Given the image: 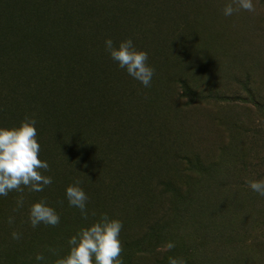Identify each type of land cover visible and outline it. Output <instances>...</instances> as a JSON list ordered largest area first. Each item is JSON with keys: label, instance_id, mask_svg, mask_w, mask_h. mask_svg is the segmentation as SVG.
I'll return each mask as SVG.
<instances>
[{"label": "rangeland", "instance_id": "obj_1", "mask_svg": "<svg viewBox=\"0 0 264 264\" xmlns=\"http://www.w3.org/2000/svg\"><path fill=\"white\" fill-rule=\"evenodd\" d=\"M158 1L141 0L147 10L158 6L163 16L157 28L150 27L145 46L158 71L150 87L134 89L128 103V129L138 154L128 159L126 180L132 183L121 210L99 202L95 220L105 213L122 222L124 264H167L169 256L187 264H264V197L246 185L264 178V0H255L254 14L230 17L222 15L230 0H167L163 6ZM14 19L12 14L2 21L7 38ZM66 33L64 27L61 36ZM16 41L25 54L26 44L41 51L28 35ZM100 175L94 171L86 179L90 193L93 180L113 178L110 170ZM155 202L160 205L154 209ZM13 204L0 202L6 264H37L38 253L54 264L57 257L41 246L51 241L63 256L69 236L32 233L30 240ZM155 219L170 231L141 243ZM13 231L21 234L19 241L11 239ZM168 241L176 244L171 252L164 250Z\"/></svg>", "mask_w": 264, "mask_h": 264}, {"label": "trees", "instance_id": "obj_2", "mask_svg": "<svg viewBox=\"0 0 264 264\" xmlns=\"http://www.w3.org/2000/svg\"><path fill=\"white\" fill-rule=\"evenodd\" d=\"M166 2L159 0L157 4ZM12 14V35L7 38L2 21L8 22ZM162 16L158 6L147 10L141 0H0V126H17L26 116L36 119L37 139L43 150L38 158L49 164L48 172L41 171L53 178L43 192L25 189L22 194L25 206L16 214L30 240L32 233L46 238L52 234L55 239L59 235L70 237L79 227L95 221L92 213L99 202L107 201L117 211L126 202L132 183L126 180L128 159L133 161L138 155L128 129V103L134 98V89L142 90L143 86L109 59L103 42L131 39L138 50L145 51L149 29L157 28ZM140 21L144 23L133 32ZM64 27L68 34L62 37ZM21 34L40 42L41 51L32 43L25 45L27 54L22 52L16 45ZM157 52L154 46L153 56ZM148 64L158 71L155 62ZM174 79L184 85L181 79ZM109 170L113 178L93 180L95 187L90 193L86 179L94 177V171L102 175ZM75 180L88 196L89 221H83L79 211L64 199L65 188ZM58 188L62 195L56 193ZM20 195L10 192L0 197V202L7 200L16 207ZM40 200L56 210L59 225L30 226L27 208ZM156 202L151 205L154 209L160 205ZM159 221L146 226L141 243L168 234L170 226ZM48 242L41 247L51 248L53 242ZM7 256L0 247V264H6Z\"/></svg>", "mask_w": 264, "mask_h": 264}, {"label": "clouds", "instance_id": "obj_3", "mask_svg": "<svg viewBox=\"0 0 264 264\" xmlns=\"http://www.w3.org/2000/svg\"><path fill=\"white\" fill-rule=\"evenodd\" d=\"M239 11L254 14L255 0H230L223 7L222 15L230 17ZM103 44L109 59L119 69L143 87H150L155 69L148 64L147 52L138 50L131 39L116 44L112 39H105ZM36 124V119L26 116L17 126H0V197L10 192L21 194L16 199L14 212L25 206L22 195L25 189L29 193H40L53 183V178L41 171L48 172L49 164L38 158L40 144L37 141ZM79 185V180L68 185L64 190V199L70 208L79 211L83 221H87L88 196ZM246 185L251 192L264 197V178L247 180ZM13 220L14 217H9L8 223H13ZM27 221L33 229L41 224L56 227L60 223V216L53 207L40 200L28 206ZM122 227L120 220L101 213L98 219L79 227L67 239V251L63 256H58L55 248H48L47 251L57 257L54 264H124L119 239ZM10 236L14 241L21 239V234L16 231L11 232ZM175 247V242L168 241L164 250L171 252ZM34 260L37 264H48L46 257L40 253L34 256ZM167 264H187V261L183 257L169 256Z\"/></svg>", "mask_w": 264, "mask_h": 264}]
</instances>
